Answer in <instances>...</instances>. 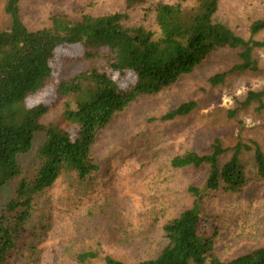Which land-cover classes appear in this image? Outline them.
Instances as JSON below:
<instances>
[{
  "label": "rangeland",
  "instance_id": "374dc122",
  "mask_svg": "<svg viewBox=\"0 0 264 264\" xmlns=\"http://www.w3.org/2000/svg\"><path fill=\"white\" fill-rule=\"evenodd\" d=\"M161 1L187 6L193 0H147L131 8L126 0H21V16L36 30L50 25L54 13L78 20L86 13L125 12L126 26L142 25L157 34L155 6ZM6 2L0 0V31L11 24ZM257 19H264V0H221L214 15L215 21L246 39ZM254 38L264 41V30ZM80 49L75 44L59 47L52 60L56 72L64 55ZM240 52H215L175 83L156 93H141L115 113L92 145L98 169L85 179L64 169L51 186L35 194L14 264H107V256L137 264L157 256L168 243L164 225L193 206L196 197L189 187L203 188L210 171L209 164L176 168L172 159L188 151L209 154L216 140L226 148L220 166L236 155L245 177L238 188L221 181L205 200L206 224L216 220L221 227L214 252L228 260L264 246V179L256 178V148L264 155V108L258 102L244 104L249 91L264 88V46L254 50L258 70L230 71L241 62ZM223 72L224 81L214 85L210 78ZM115 78L124 87L134 74L116 73ZM56 99L51 84L30 96L28 104L47 105L41 122L65 127L76 136V125L64 120L63 100L54 103ZM189 101L196 103L190 113L162 118ZM45 139V131L36 132L32 150L19 156L29 180L39 168L36 151ZM20 178L0 188V210L16 196ZM90 251L97 256L79 259Z\"/></svg>",
  "mask_w": 264,
  "mask_h": 264
},
{
  "label": "trees",
  "instance_id": "16d2710c",
  "mask_svg": "<svg viewBox=\"0 0 264 264\" xmlns=\"http://www.w3.org/2000/svg\"><path fill=\"white\" fill-rule=\"evenodd\" d=\"M146 1L126 0V4L131 8ZM220 1L193 0L187 6L182 2H158L156 34L142 25L126 26L125 12L86 13L78 20L54 13L50 25L31 30L22 19L21 0H7L5 10L11 24L0 31V188L15 177L21 178L16 196L0 210V264H14L35 194L51 186L64 169L76 172L81 179L97 170L92 153L96 134L139 94L159 92L193 72L211 54L227 48L241 49V62L230 71L259 69L254 50L263 47L264 41L254 35L264 30V19L251 24V37L246 39L214 20ZM72 44L81 49L64 55L62 68L56 72L52 60L57 49ZM126 72H132L134 78L122 87L115 74ZM226 75L217 74L210 81L216 85ZM51 84L57 96L54 103L63 100L64 120L76 125V136L60 125L41 122L47 105L28 104L30 96ZM253 102L264 108V88L249 91L244 104ZM195 106L194 101L184 102L162 118L186 115ZM38 131H45L46 139L36 151L40 164L34 179L29 180L23 174L19 156L32 150ZM225 150L216 140L209 154L188 151L174 156L172 165L176 168L209 164L206 184L203 188L189 187L195 202L164 225L167 245L157 256L137 264H264V246L228 260L214 252L221 227L216 220L206 224L205 200L220 188L221 181L228 188H238L245 177L236 155L220 166ZM256 160V178L261 180L264 155L259 147ZM96 256L95 252H84L79 259ZM106 262L129 264L112 256H107Z\"/></svg>",
  "mask_w": 264,
  "mask_h": 264
}]
</instances>
